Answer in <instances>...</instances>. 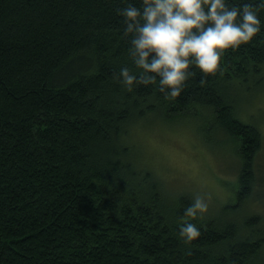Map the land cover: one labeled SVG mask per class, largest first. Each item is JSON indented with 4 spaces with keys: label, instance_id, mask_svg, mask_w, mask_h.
Here are the masks:
<instances>
[{
    "label": "trees",
    "instance_id": "obj_1",
    "mask_svg": "<svg viewBox=\"0 0 264 264\" xmlns=\"http://www.w3.org/2000/svg\"><path fill=\"white\" fill-rule=\"evenodd\" d=\"M130 3L143 0H0V264H264V219L248 211L264 134L240 108L264 85V23L166 98L158 79L131 90L116 79L140 71L123 34ZM184 112L238 163L234 202L188 218L200 227L190 243L178 225L193 197L165 192L130 143L148 116Z\"/></svg>",
    "mask_w": 264,
    "mask_h": 264
},
{
    "label": "clouds",
    "instance_id": "obj_2",
    "mask_svg": "<svg viewBox=\"0 0 264 264\" xmlns=\"http://www.w3.org/2000/svg\"><path fill=\"white\" fill-rule=\"evenodd\" d=\"M256 4H230L229 0H143L142 6L129 4L120 10L125 36L131 35L130 56L140 69L120 68L116 79L131 90L137 84L158 79V90L166 98L179 97L195 65L202 74H214L228 49L249 42L261 31ZM210 195L195 193L184 209L178 234L190 243L200 235L192 219L209 208Z\"/></svg>",
    "mask_w": 264,
    "mask_h": 264
},
{
    "label": "rangeland",
    "instance_id": "obj_3",
    "mask_svg": "<svg viewBox=\"0 0 264 264\" xmlns=\"http://www.w3.org/2000/svg\"><path fill=\"white\" fill-rule=\"evenodd\" d=\"M246 101L249 104H240L243 117L250 116L264 134V85ZM180 115L148 116L139 127L131 128L130 143L137 149L139 164L153 171L165 192L192 197L197 192L208 193L206 213L213 215L221 206L234 202L236 149L222 135L208 133L204 128L206 122L196 118L197 114ZM258 179L261 186L255 195V206H249L248 211L255 209L264 219V170Z\"/></svg>",
    "mask_w": 264,
    "mask_h": 264
},
{
    "label": "bare ground",
    "instance_id": "obj_4",
    "mask_svg": "<svg viewBox=\"0 0 264 264\" xmlns=\"http://www.w3.org/2000/svg\"><path fill=\"white\" fill-rule=\"evenodd\" d=\"M188 118V117H187ZM141 123V122H140ZM262 134V133H261ZM135 135V134H134ZM132 136H133V134H132ZM133 146V145H132ZM132 150V149H131ZM238 159V158H237ZM139 170V169H138ZM142 172V171H141ZM152 172V171H151ZM238 174V173H237ZM263 174V173H262ZM145 175V174H144ZM238 176V175H237ZM236 176V177H237ZM233 184V183H232ZM226 199V198H225ZM230 200V199H229ZM223 204V203H222Z\"/></svg>",
    "mask_w": 264,
    "mask_h": 264
}]
</instances>
